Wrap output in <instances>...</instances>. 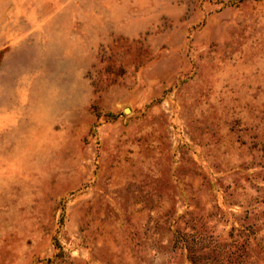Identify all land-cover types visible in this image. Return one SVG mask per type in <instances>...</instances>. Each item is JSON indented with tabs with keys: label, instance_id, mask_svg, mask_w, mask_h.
Here are the masks:
<instances>
[{
	"label": "rangeland",
	"instance_id": "1",
	"mask_svg": "<svg viewBox=\"0 0 264 264\" xmlns=\"http://www.w3.org/2000/svg\"><path fill=\"white\" fill-rule=\"evenodd\" d=\"M0 264H264V0H0Z\"/></svg>",
	"mask_w": 264,
	"mask_h": 264
}]
</instances>
